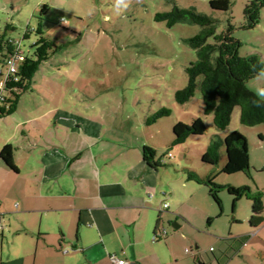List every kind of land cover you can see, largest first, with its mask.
Masks as SVG:
<instances>
[{"label": "rangeland", "instance_id": "1", "mask_svg": "<svg viewBox=\"0 0 264 264\" xmlns=\"http://www.w3.org/2000/svg\"><path fill=\"white\" fill-rule=\"evenodd\" d=\"M211 1L0 0V35L7 32L8 38L21 44L24 56H30L39 38L36 30L42 25L44 35L59 48L34 75L30 92L18 105V115L36 106L59 105L92 116L103 125L129 119L133 131L147 137L156 160L164 161L160 170L168 197L173 194L174 207L169 200L170 210L163 213L160 226L168 239L158 242L166 264H176V260L177 264H264V224L257 236L243 239L246 242L241 244L238 238L256 231L250 227L253 204L243 198L233 211L234 198L225 188L250 186L254 192L264 193V125H242L241 109L235 108L231 125L219 132L213 116L205 115L200 92L188 104H178L175 93L188 82L185 67L197 59L188 41L200 27L182 23L168 28L166 22L156 21L158 14L174 5L195 8L217 20L218 33L233 24V36L242 43L240 55H257L264 61V7L260 24L247 29L244 11L253 0H229L232 9L226 13L213 11ZM27 33L29 38L24 39ZM247 86L264 100L259 94L264 91V75L250 79ZM51 93L58 95L56 101L54 94L41 100ZM162 107H168L171 115L145 126L146 117ZM198 117L205 122L206 133L173 146V126L179 122L190 125ZM141 122L145 134L137 129ZM234 131L249 142L251 177L223 173L227 159L224 146L217 165L202 162L214 139H225ZM169 155L173 158L168 159ZM211 177L223 187L219 192L224 207L221 216L209 195L210 188L203 182ZM175 207L178 218L172 215Z\"/></svg>", "mask_w": 264, "mask_h": 264}, {"label": "crops", "instance_id": "2", "mask_svg": "<svg viewBox=\"0 0 264 264\" xmlns=\"http://www.w3.org/2000/svg\"><path fill=\"white\" fill-rule=\"evenodd\" d=\"M58 106L0 119V153L12 145L17 167L0 159V264H166L168 234L156 235L173 194L143 158L147 137Z\"/></svg>", "mask_w": 264, "mask_h": 264}, {"label": "trees", "instance_id": "3", "mask_svg": "<svg viewBox=\"0 0 264 264\" xmlns=\"http://www.w3.org/2000/svg\"><path fill=\"white\" fill-rule=\"evenodd\" d=\"M210 7L213 11L226 13L232 9V3L229 0H212ZM263 7L264 0H253L247 5L244 14L248 22L244 28H254L260 24V11ZM44 9L46 10L47 7L45 6ZM156 21L166 22L168 28L182 23L200 27V32L188 41L190 47L196 51L197 59L185 67L188 82L184 89L175 93V100L178 104H188L195 94L200 92L205 115L213 116L215 128L219 132L225 131L231 125L235 108L241 109L240 121L242 125L248 127L264 125V100L247 86L250 79H255L264 72V61L257 55L248 57L240 55L242 43L233 36L235 29L233 24L230 23L225 31L218 33L216 19L195 8H181L177 5H174L168 12L158 14ZM8 28L11 27L8 26ZM36 33L39 38L34 43V53L30 56H24L21 53L18 43L8 38L7 32L0 35V83L5 79V86L2 89L5 102L0 106V119H6L17 111L22 96L30 92L32 79L36 72L59 50L56 44L44 35L42 25H39ZM27 38H29L28 33L24 39ZM16 54H19L22 59L19 71L6 79L2 70L6 61ZM170 115V109L162 107L146 117L145 125L157 124L160 119ZM205 125L200 117L194 118L190 125L182 122L177 123L173 126V146L183 144L191 136H203L206 133ZM248 143L246 136L235 131L225 139L216 138L208 146L202 162L217 165L221 159L220 150L224 146L227 159L223 173L230 175L244 173L251 177V155ZM14 153L15 148L8 145L0 153V159L15 171L17 167L14 164ZM156 156L157 154L152 148H144V160L151 168L159 170L162 160L155 161ZM189 177L194 178L192 175ZM203 182L210 188L209 195L219 207V216H221L224 207L219 192L223 187L217 185L213 177ZM225 188L228 194L234 198L233 211L241 199L250 200L253 204L250 227L255 230L262 226L264 223L262 217L264 193L259 190L254 192L250 186L241 188L225 186ZM243 239L249 240L250 236L246 235L237 240L242 241ZM244 242L246 241H242L241 244Z\"/></svg>", "mask_w": 264, "mask_h": 264}, {"label": "built area", "instance_id": "4", "mask_svg": "<svg viewBox=\"0 0 264 264\" xmlns=\"http://www.w3.org/2000/svg\"><path fill=\"white\" fill-rule=\"evenodd\" d=\"M64 22H65V20H63L62 23H64ZM21 60H22L21 56L19 54H16V55L10 57L6 61L5 66H4L3 70H2L4 72V75H5L6 79L9 78V77H12L17 71H19ZM4 80L1 81V83H0V90H1V92H0V106H2L3 103L5 102V96H4V93L2 91L3 87L5 86V81ZM170 158H173L172 155L168 156V159H170ZM166 207H168L167 204L165 205V208ZM165 235H167V233H166V230L163 229L156 235V240L161 238V237H163V236H165ZM112 259L116 260L115 257H112ZM117 264H128V263L126 261H124V260H118Z\"/></svg>", "mask_w": 264, "mask_h": 264}, {"label": "clouds", "instance_id": "5", "mask_svg": "<svg viewBox=\"0 0 264 264\" xmlns=\"http://www.w3.org/2000/svg\"><path fill=\"white\" fill-rule=\"evenodd\" d=\"M262 75H264V73H262ZM259 94L264 95V91H261Z\"/></svg>", "mask_w": 264, "mask_h": 264}]
</instances>
